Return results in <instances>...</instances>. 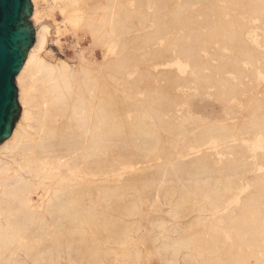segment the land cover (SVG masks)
Here are the masks:
<instances>
[{
	"label": "bare ground",
	"instance_id": "bare-ground-1",
	"mask_svg": "<svg viewBox=\"0 0 264 264\" xmlns=\"http://www.w3.org/2000/svg\"><path fill=\"white\" fill-rule=\"evenodd\" d=\"M195 1L202 3L206 13L237 10L246 15L236 19L235 27L226 25L223 18H213L207 21L210 27L192 30L196 31L194 37H179L187 40L185 55L197 52L199 57L206 50L203 41L209 40L206 43L219 47L220 52L212 57L205 52L201 57L217 59L218 64L210 72H198L188 61L189 67L184 68L181 64L185 62L178 61L176 70L165 73L178 91L166 90L156 96L152 90L147 97L138 96L137 103L128 104L119 99L116 84L111 83L116 79L112 46L142 39L147 47L163 39L156 29L126 37L132 30V5L117 0H99L109 9L99 18L83 6L94 8L96 0L91 6L88 0H31L32 19L37 25L35 41L16 75L22 115L0 144V264H106L115 248L110 244L135 242L130 233L133 225L140 229L143 219L134 217L130 222L126 216L134 214V209L142 212L146 206L142 182L149 188L155 186L150 210L159 207L165 197L170 206L166 213L186 218L156 235L162 240L153 246L159 254L162 249L172 250L166 264H181V258L201 264H264V175H248L264 164V150L260 153L255 137L241 143L228 127L233 114L243 115L245 120L237 129L264 135V71L247 75L244 59L231 53L239 51L252 63L259 61L258 57L264 60V27L257 24L264 23V0ZM189 4L175 2L170 6L167 0H157L146 6L166 7L174 16L184 13ZM69 7L72 10L67 14ZM124 13L130 18L124 19ZM173 16L161 18L157 31L177 28L179 19ZM247 21L254 26L246 27ZM39 23H43L40 28ZM78 28L91 35L90 45L79 46L78 63L45 59L52 31L61 41L63 34L73 31L76 35ZM140 42L138 45L144 44ZM95 48L101 49L102 61L94 57ZM163 54L157 47L146 52L145 58L155 61ZM228 70L236 73V80ZM245 76H249L244 84L250 96L242 106L237 92ZM202 84L215 88L211 98L218 101L227 119L211 117V105L200 112L190 106L185 110L172 108L174 98L187 93L186 87ZM120 141L134 148L131 156H126L129 167L106 177L103 172L112 163L106 155L121 151ZM151 160L156 162L149 163ZM141 163H149L148 169L139 172ZM253 181L259 196L250 189ZM104 183L108 184L102 187ZM176 194L175 203L172 198ZM102 202L111 212L100 209ZM161 218L155 223L158 226L167 223ZM188 225L194 232H181ZM71 251L77 255L70 256ZM142 252L136 248L135 258ZM66 253L69 259L61 263ZM115 253L131 256L126 250Z\"/></svg>",
	"mask_w": 264,
	"mask_h": 264
},
{
	"label": "rangeland",
	"instance_id": "rangeland-1",
	"mask_svg": "<svg viewBox=\"0 0 264 264\" xmlns=\"http://www.w3.org/2000/svg\"><path fill=\"white\" fill-rule=\"evenodd\" d=\"M94 0H88V3L90 6L92 5ZM99 1V0H98ZM96 2L94 3H98ZM127 0H117L118 3L120 4H126V5H132L131 15H129L128 10L127 16H131V21H130V26L132 27V30L126 35L128 36H133L135 33L138 35H145L144 32L140 31L146 30V33L150 32L151 30H155V33L158 34L159 36H162L163 39L160 41H155L152 44L148 45L146 47L145 43H141L142 39H139L138 42L143 45H138L139 43L136 41L134 44H127V45H122L120 44L121 42L114 44L112 46V57L113 61H115V67L114 69L112 68V73L116 76V79L114 80L115 82L113 83L111 80L112 85L116 87L115 89L117 90V96L120 97L119 99H122L123 102H126L128 104H135L138 102V96H148L149 91H154L156 92V96L159 95V92L166 91V90H171L176 92V90H179V87L175 85L174 83H170L169 80L166 78L165 73L167 71H172L177 69V62L178 61H183L185 64H181L182 68L184 67H189V65L186 63L188 61L192 65L196 67V71L198 72H210L212 71L213 66L218 64V60H212L207 59L205 56L201 57L205 52L207 55L215 56L216 53H219L220 49L217 46L212 45V43H206L208 41H203L205 44L206 50L201 52V56L199 57L195 53H184V47L187 43V40L184 38L180 39L179 37L185 36L186 34H189L191 36H195L196 31H192L196 28L200 29H206L207 27H210L208 20H211L213 18L219 19L223 18L225 19L226 25L230 27H235L236 24V19H241L246 16L239 14L237 12L232 10L231 12H227L225 14H210L202 11V3L200 1H195V0H167V2L170 4V6L173 5L175 2H181V3H186L190 2L189 7L182 13L181 15H174L169 14L168 8H153V7H148L146 6V3H151L153 5V2H157V0H129V2H126ZM126 2V3H125ZM93 3V4H94ZM96 5L94 8H90L92 10H88L86 5H83L85 8L84 10L87 12H92L94 11L93 15L99 18L100 14H104L106 10H109L105 8L102 4H94ZM93 5V6H94ZM89 8V7H88ZM134 8V10H133ZM94 9V10H93ZM127 9V8H126ZM69 10H72L71 7L66 9V13L69 14ZM117 11H122L121 9H118ZM134 11V12H133ZM65 13V14H66ZM106 13V12H105ZM124 13L123 18H130L126 17V14ZM66 14V15H67ZM107 14V13H106ZM59 20H62V17L59 13L56 15ZM125 16V17H124ZM176 17L179 19V22L177 24V28H175L172 31H165V32H158L157 29L160 28L161 24L159 23V20L163 17ZM48 19V18H47ZM140 19V20H139ZM29 20H31L33 27L36 29L37 25L35 24L34 20L32 19V15L29 17ZM48 20H51L49 18ZM127 20V19H126ZM138 20V22H137ZM129 21V19L127 20ZM126 21V26L129 25V22ZM231 21H233L231 23ZM51 22V21H50ZM235 22V23H234ZM245 23V22H244ZM257 24L261 27H264V23L261 21H258ZM42 24L39 23L38 28L41 27ZM64 25V24H62ZM246 27H253L254 23L247 21L245 23ZM65 25L63 26V28ZM138 28V29H135ZM180 28V29H179ZM76 31V35H74L73 31H69L61 36V41H57V36L54 34V31H52L49 36H48V42L46 44V50L44 51L43 56L45 59L48 60H56L57 58H63L67 59L70 64H76L78 63V54L79 53V46L80 47H86L90 45L91 43V35L83 28H78ZM138 30V31H137ZM75 31V30H74ZM257 31L259 33H262L263 31L258 28ZM79 34V36H78ZM74 35V36H73ZM85 35V36H84ZM137 35V36H138ZM136 36V37H137ZM135 37V35H134ZM80 39V40H79ZM79 45H77V42ZM221 42V41H220ZM222 43H225L222 42ZM137 44V45H136ZM76 45V46H75ZM212 45V46H211ZM157 47H160L164 54L162 57L158 58L155 61H149L146 60V52L149 53L156 49ZM180 49V50H179ZM197 49V48H195ZM226 52H229L227 48H223ZM79 50V51H78ZM183 50V51H182ZM233 56L243 58L244 61L242 65L244 64L245 66V71L247 75H251L252 73L255 74L258 71H264V60L261 57L259 58V61L256 63H252L250 59L247 57H242V54L239 51L233 50L231 52ZM179 54V55H178ZM94 57L98 61L103 60V55L102 51L100 48H95L94 51ZM90 56V54H89ZM92 56V55H91ZM204 65V66H202ZM227 69H230L227 67ZM130 70V71H129ZM141 72V74H138ZM110 72V71H108ZM111 73V72H110ZM228 75H230L233 79H237V75L234 71L228 70ZM131 76V77H130ZM129 77V78H128ZM249 76L244 77L243 84L241 86V89L237 92V96L240 98L238 104L242 105V101L247 99L250 96L249 91H247L246 86H245V81H248ZM132 78V79H131ZM126 79V80H125ZM128 79V80H127ZM131 79V80H130ZM121 81V83L119 82ZM264 81V80H263ZM15 83L17 88V80L15 79ZM205 85H197L195 87H186L187 93L184 95H181L177 98H174V103L172 108H177L180 110H185L188 106L192 107L196 112H200L201 110L207 108V105H211L213 109V113L210 114L211 117H220L227 119V114H225L222 111V108L220 107V104L218 101L213 100L211 96H213L212 93H214L215 88H212L211 86H206ZM181 88V87H180ZM119 89V90H118ZM182 90V89H181ZM120 95V96H119ZM124 98V99H123ZM158 98V97H157ZM19 102V100H18ZM144 103H146L145 100H143ZM21 106V113L18 117V121L21 118L22 115V105L19 102ZM243 106V105H242ZM130 114V113H129ZM165 115L170 118V113L169 111H165ZM245 120V116L240 115L237 116L236 114L232 115V118L230 120V123L228 121V127L230 129V133L233 134L235 138H237L241 143H245L247 139L250 137H255L256 140L259 141L260 147L259 151L262 153L264 150V135L262 132L259 131H246L245 130H239L237 129L238 125L243 124V121ZM15 124V126H16ZM14 126V127H15ZM121 144L123 145L122 150H116L115 152H108L106 155L107 157L112 159V163L109 167L105 168V171L103 172L104 176L106 177H112L114 176L119 168H128L129 165L127 164L126 156L130 155V152L132 149V144H129L127 141H120ZM223 142L218 141V144H222ZM249 144L252 148L254 146L252 141H249ZM218 150V149H217ZM258 154L260 156L261 154ZM131 156V155H130ZM253 159L252 157L250 160ZM156 160H151L149 163H155ZM149 163H141L140 168L138 171L140 172L143 168L146 167L148 169V164ZM142 165V166H141ZM261 167L260 169L256 170L255 172H250L248 175L253 176L255 173H257L259 176L264 175V164L260 163ZM137 171V172H138ZM150 172V170H148ZM136 172V173H137ZM142 186L146 189L147 193V198H146V206H143V211L142 212H137V210H133L132 212L134 214L126 216L127 220L130 222L133 221L134 217L136 218H141L143 219L141 223L140 229H138L135 225H133V230L131 231V235L133 238H135V242L132 241L130 242L127 240L125 245L119 246V244H110L111 247H115L114 250L117 252H121L123 250H126L130 253L129 256H124L122 254H116L115 251L113 250L109 257H107V263L106 264H166V258L171 256L172 250L171 249H162L161 253L159 254L155 248H153L154 245H160L162 243L161 239H158L156 237L157 234L164 232L170 225H172L176 221L180 220H185V217H171L169 214L166 213L168 209H170V206L168 204L169 200L165 197H162L161 200V205L157 208H154L153 210H150V203L153 200V195L152 192L155 189V186L152 185L147 187L145 182H142ZM108 183H104L101 186H106ZM166 183H164V186ZM257 187V182L253 181L251 182L250 189H252V192L255 196H259V193L256 191ZM40 191H44L43 187H39ZM101 190H99V193ZM173 202L178 201V195L176 194L173 198ZM170 199V200H172ZM202 202V201H201ZM200 202V203H201ZM199 204V203H197ZM196 205V204H195ZM106 206V205H105ZM104 203L102 202L100 204V209L105 210L106 212H111V209L108 207H105ZM146 208V211H145ZM150 210V212H148ZM164 210V211H163ZM146 217V218H145ZM162 217V218H161ZM157 218L164 219L167 223L164 226H158L156 223ZM262 222L264 223V215L261 217ZM194 228L191 225L185 226V228L181 229V232H187V233H193ZM143 236V240L141 237ZM126 237V236H121V238ZM88 239V238H87ZM124 241L125 239H121ZM89 241V240H87ZM140 248L142 249V255L137 259L135 258V249ZM151 250V252H150ZM155 251V252H154ZM76 256L75 251H71L70 256ZM69 259V254L66 253L64 255V259L61 263L67 262ZM181 264H201L200 262H192L190 260H184L180 259Z\"/></svg>",
	"mask_w": 264,
	"mask_h": 264
},
{
	"label": "water",
	"instance_id": "water-1",
	"mask_svg": "<svg viewBox=\"0 0 264 264\" xmlns=\"http://www.w3.org/2000/svg\"><path fill=\"white\" fill-rule=\"evenodd\" d=\"M31 0H0V144L21 113L16 75L35 41Z\"/></svg>",
	"mask_w": 264,
	"mask_h": 264
}]
</instances>
